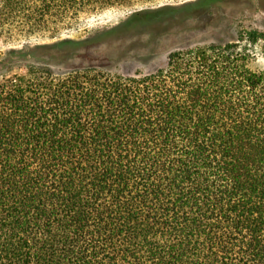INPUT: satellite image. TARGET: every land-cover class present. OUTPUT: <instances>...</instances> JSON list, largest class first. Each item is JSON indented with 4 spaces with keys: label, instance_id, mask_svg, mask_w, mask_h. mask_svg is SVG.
Returning <instances> with one entry per match:
<instances>
[{
    "label": "trees",
    "instance_id": "1",
    "mask_svg": "<svg viewBox=\"0 0 264 264\" xmlns=\"http://www.w3.org/2000/svg\"><path fill=\"white\" fill-rule=\"evenodd\" d=\"M138 1L0 0V39L24 42L0 57V264H264V72L246 49L264 33L131 76L94 56L106 35L222 0L55 39Z\"/></svg>",
    "mask_w": 264,
    "mask_h": 264
},
{
    "label": "rangeland",
    "instance_id": "2",
    "mask_svg": "<svg viewBox=\"0 0 264 264\" xmlns=\"http://www.w3.org/2000/svg\"><path fill=\"white\" fill-rule=\"evenodd\" d=\"M196 0H150L138 1L123 6L109 8L81 18L78 24L63 29L55 39H81L94 35L104 29L115 27L124 22L133 13L143 9L156 8L170 4L181 5ZM203 10V11H201ZM173 15L176 22L167 30L161 22L133 25L128 31L110 37V45L94 50V56L112 57L113 73L124 76L134 74L148 75L165 68L168 57L177 51H187L205 46L217 40L230 41L240 38L246 31L257 30L264 33V0H222L180 10ZM171 22H167L169 24ZM164 26V27H163ZM171 26V25H170ZM168 31V32H164ZM53 35H44L31 39V44L53 41ZM105 36V35H104ZM20 43H6L0 39V57ZM242 46L246 43L243 42ZM248 65L255 72H264V42L248 45ZM123 60L115 61L117 57ZM24 73L25 69L16 71Z\"/></svg>",
    "mask_w": 264,
    "mask_h": 264
}]
</instances>
